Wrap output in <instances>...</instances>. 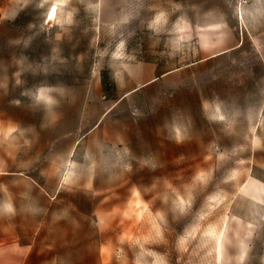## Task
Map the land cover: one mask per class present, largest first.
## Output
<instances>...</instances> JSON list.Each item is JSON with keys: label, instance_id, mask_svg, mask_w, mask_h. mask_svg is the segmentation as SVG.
I'll list each match as a JSON object with an SVG mask.
<instances>
[{"label": "rangeland", "instance_id": "rangeland-1", "mask_svg": "<svg viewBox=\"0 0 264 264\" xmlns=\"http://www.w3.org/2000/svg\"><path fill=\"white\" fill-rule=\"evenodd\" d=\"M0 264H264V0H0Z\"/></svg>", "mask_w": 264, "mask_h": 264}, {"label": "clouds", "instance_id": "clouds-1", "mask_svg": "<svg viewBox=\"0 0 264 264\" xmlns=\"http://www.w3.org/2000/svg\"><path fill=\"white\" fill-rule=\"evenodd\" d=\"M54 91H57V89L41 87L35 97L36 101L43 103L49 112H52L54 107L59 103L58 100L52 95ZM17 103L19 102L17 101ZM5 209L8 212H14V208L11 204L5 205Z\"/></svg>", "mask_w": 264, "mask_h": 264}, {"label": "snow or ice", "instance_id": "snow-or-ice-1", "mask_svg": "<svg viewBox=\"0 0 264 264\" xmlns=\"http://www.w3.org/2000/svg\"><path fill=\"white\" fill-rule=\"evenodd\" d=\"M91 7L98 8L99 5L97 4V5H94V6H91ZM56 13H57V8L53 7L51 9V11L49 12V14H48V20L54 19V17L56 16ZM162 19H163L162 16H158L156 18V20L153 22L152 27H156V25L162 23ZM121 47H123V45H121ZM218 119L223 121L225 119V117L221 115V116L218 117ZM70 175H71V173H69L68 175L65 176V182H67L68 176H70ZM249 227H251V225H249Z\"/></svg>", "mask_w": 264, "mask_h": 264}]
</instances>
